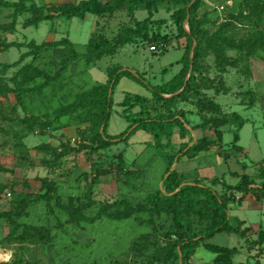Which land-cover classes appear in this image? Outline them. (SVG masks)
<instances>
[{
    "label": "rangeland",
    "instance_id": "obj_1",
    "mask_svg": "<svg viewBox=\"0 0 264 264\" xmlns=\"http://www.w3.org/2000/svg\"><path fill=\"white\" fill-rule=\"evenodd\" d=\"M78 1L0 0V41L23 45L67 37L74 43L85 44L93 32L111 38L122 28H132L147 15L141 9L129 15L127 4L110 15L95 16L89 13L82 19L54 17L27 24L35 7ZM239 1L202 0L198 17L204 18L206 27L213 31L227 14L236 13L240 9L247 11ZM170 12L159 9L152 14L148 35L153 34L154 37H138L125 43L115 54L103 56L89 69L90 77L99 82L106 81V68L111 65L137 72L145 81L140 82L127 76L119 78L112 92L107 126L110 135L123 132L130 123L121 115L124 108L121 102L126 94L150 97L148 85L166 82L180 69L178 61L183 52L184 39L176 38ZM43 13H46L45 7ZM224 33L237 41L247 39L250 30L237 20ZM162 36L168 38L167 42L162 43ZM151 45L156 48L150 50ZM162 46L164 51H161ZM27 49L25 46L5 49L0 44V63L18 61ZM224 54L229 59L227 64L219 62L212 52H207L200 66V72L211 79L210 84L219 88L218 91L215 88L203 89L204 95L218 103L220 110L217 114L208 111L199 113L189 97L175 99L168 105L152 100L147 110L150 115L163 113L172 116L183 113L188 121L187 128L203 122L198 129L190 131L191 137L206 135L215 138V141L212 127L205 123L207 118L238 113L239 119L231 118V122L221 128L220 146L211 145L194 157L182 156L177 162L173 161L172 167L175 165L185 179L198 177L210 180L223 176L226 183L234 185L238 176L232 172H245L259 181V162L264 159V61L250 57L245 64L240 59V53L229 47L224 48ZM62 56L60 47L43 54V59L59 60ZM29 59L26 57L14 66L0 67L3 83L11 86L10 78ZM222 68L224 71H221ZM138 109L137 106L132 111ZM23 117L24 113L13 94L6 98L0 97V211L11 209L12 202L24 194L43 192L44 178L57 186L55 190L60 195L88 196L97 203L102 200L112 201L122 195L132 200L140 198L149 189L148 181L162 186L160 178L166 165L156 154L152 135L144 130H135L127 141L114 143L108 149L90 152L82 146L91 143L95 132L89 123L68 126L70 129L66 132L62 128L40 133L38 129L28 130L22 122ZM240 119L245 121L238 129L237 143L243 147L244 154L231 156L227 147L233 140V132ZM161 140L163 144L166 143L165 137L162 136ZM170 140V146L163 150L172 153L178 149L180 142L188 138L180 139L178 132L174 131ZM67 147L75 150L67 151ZM221 147L227 149L223 152L229 155L226 160L217 154ZM120 153L121 160L117 157ZM243 163L247 165L245 169ZM127 171H134L135 175L128 185L123 186L118 179L124 180ZM217 189L221 191L222 187L218 185ZM92 208L96 210L97 204ZM47 210L43 203L31 206L28 216L21 221L35 224L48 222L52 225L54 238L48 242L9 237L10 223L0 218V264H164L157 258L166 244L163 236L166 229L159 226L163 218L156 219V229L147 224L148 216L139 214L123 221L101 218L93 224H74L67 223L62 215L56 219ZM57 221L61 223L60 227H57ZM233 238L232 234L221 232L208 241L232 246ZM213 256L212 252L199 245L189 258V264H208Z\"/></svg>",
    "mask_w": 264,
    "mask_h": 264
},
{
    "label": "trees",
    "instance_id": "obj_2",
    "mask_svg": "<svg viewBox=\"0 0 264 264\" xmlns=\"http://www.w3.org/2000/svg\"><path fill=\"white\" fill-rule=\"evenodd\" d=\"M239 2L247 11L240 9L236 13L227 14L213 31L206 27L204 18L198 17L202 0H80L76 3H50L35 7L27 24H35L40 20L54 17L82 19L89 13L96 16L110 15L127 4L129 15L134 10L140 9L145 10L147 15L143 20H138L132 28H122L111 38L93 32L85 44L74 43L67 37L23 45L0 41L5 49L12 46L28 48L20 55L18 61L0 63V67L6 68L30 57L29 61L10 78L11 86L0 79V97L6 98L9 94L15 96L17 105L24 113L22 122L28 130L38 129L40 133H44L48 129L56 131L71 125L89 123L95 132L91 137V143L82 146L90 152L108 149L114 143L127 141L128 136L135 130H144L152 135L156 154L166 165L160 178L162 186L155 184L154 186L148 181L147 192L134 200L122 195L112 201L102 200L97 203L88 196L85 198L79 195L63 196L56 192V185L44 178L43 192L24 194L12 202L11 209L0 211V218L10 223L9 237L43 242L54 238L53 227L48 222L35 224L21 221L23 217L28 216L29 207L40 203L47 207L49 215H53L56 219L62 215L67 223L74 224L80 222L93 224L101 218L123 221L139 214L148 216L147 224L152 229L157 228L156 219L163 218L159 226L166 229L163 232L166 244L157 258L164 264H189V258L193 256L199 245L214 254L208 264H232V258L237 252L236 247L210 243L207 239L221 232H238L239 226H232L228 219L229 202L235 199L236 192L242 195L250 193L256 199L264 197V159L259 162L261 164L257 175L259 181L245 172H232L238 176V181L234 185L226 183L223 176L210 180L185 179L175 167H172L173 161L177 162L182 156L194 157L211 145L220 146L221 128L229 124L231 118L239 119L240 115L232 112L230 115H214L207 118L205 123L212 127L215 141V138L206 135L191 137L190 131L198 129L203 122L187 128L188 121L183 113L172 116L163 113L150 115L147 107L152 100L168 105L175 99L189 97L199 113L208 111L217 114L220 110L218 103L203 92V89L215 88L216 91L219 89L211 85V79L200 72L201 60L207 52H212L215 58L224 64L229 60L224 54L225 47L237 50L245 64L250 57H258L264 61V0ZM44 7L46 13H43ZM159 9L171 11L170 19L176 30L175 36L177 39H184L183 52L178 61L181 65L180 69L166 82L148 85L150 97L126 94L121 102L124 107L121 115L130 123L123 132L110 135L107 133V126L111 113L112 92L119 78L127 76L140 82L145 81L137 72L111 65L106 68V81L99 82L90 77L89 69L97 60L114 54L117 48L125 43L138 37L151 39L153 34L148 35V31L151 30L149 28L151 16ZM237 20L249 27L250 33L247 39L234 41L225 35L224 30ZM160 39L162 43L168 40L166 36ZM153 46L156 48L155 45ZM60 47L63 56L59 60L43 59V54ZM164 50L162 46L161 51ZM221 71L224 69L222 68ZM137 106L139 109L132 111ZM244 121V119L239 120L233 132V140L227 147L231 156L241 155L243 152V147L237 142L238 129ZM174 131L178 132L180 139L188 138V140L180 142L178 149L169 153L163 148L170 146ZM162 136L166 139L165 144L162 143ZM190 141L192 144L189 145ZM221 148L217 154L226 160L229 155L223 152L227 149ZM70 150L75 149L67 147V151ZM117 157L121 160V153ZM242 167L245 169L246 164L243 163ZM125 175L124 180L118 179L123 186L129 184L135 172L127 171ZM24 184L26 185V182ZM218 185L222 187L221 191H218ZM95 204H97L96 210L92 208ZM60 226L61 223L57 221V227ZM262 242H264V233L260 231L256 243Z\"/></svg>",
    "mask_w": 264,
    "mask_h": 264
},
{
    "label": "crops",
    "instance_id": "obj_3",
    "mask_svg": "<svg viewBox=\"0 0 264 264\" xmlns=\"http://www.w3.org/2000/svg\"><path fill=\"white\" fill-rule=\"evenodd\" d=\"M67 129L70 128H64L63 132H66ZM243 154L244 149L241 155ZM228 219L232 226H239L238 232L227 233L232 234L235 239L233 238L232 246L226 247H236L237 249L232 258V264H256V262L264 264V242L256 243L258 233L260 231L264 233V197L256 199L250 193L242 195V193L236 192L235 199L229 202ZM208 239L207 242H209Z\"/></svg>",
    "mask_w": 264,
    "mask_h": 264
},
{
    "label": "built area",
    "instance_id": "obj_4",
    "mask_svg": "<svg viewBox=\"0 0 264 264\" xmlns=\"http://www.w3.org/2000/svg\"><path fill=\"white\" fill-rule=\"evenodd\" d=\"M150 49H153V50H154L155 48H154V46H153V45H151V46H150Z\"/></svg>",
    "mask_w": 264,
    "mask_h": 264
},
{
    "label": "water",
    "instance_id": "obj_5",
    "mask_svg": "<svg viewBox=\"0 0 264 264\" xmlns=\"http://www.w3.org/2000/svg\"><path fill=\"white\" fill-rule=\"evenodd\" d=\"M175 162H176V160H175Z\"/></svg>",
    "mask_w": 264,
    "mask_h": 264
}]
</instances>
